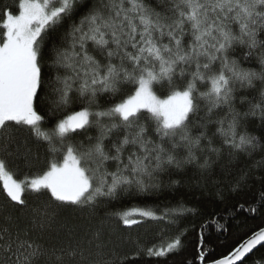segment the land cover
I'll return each instance as SVG.
<instances>
[{"label":"snow or ice","instance_id":"1","mask_svg":"<svg viewBox=\"0 0 264 264\" xmlns=\"http://www.w3.org/2000/svg\"><path fill=\"white\" fill-rule=\"evenodd\" d=\"M15 7L0 2V185L14 205L0 207V264H143L141 257L162 264L161 258L183 249L181 227L167 238L159 230L160 241L149 246L137 236L135 250L121 254L123 237L104 220L94 223L96 206L105 197L149 193L163 172L193 163L208 170L225 158L232 163L264 152L262 138L247 130L249 117L264 124V0H16ZM46 39L54 52V80L43 74ZM238 48L258 69L243 66ZM49 85L56 109L74 97L87 107L44 131L36 103ZM129 86L130 93L121 95ZM245 89L255 95L240 98L248 104L241 111L236 93ZM101 94H109L108 107L101 106ZM93 125L99 135L87 137V144L68 142ZM209 125L215 126L211 135ZM23 127L53 152L63 151L62 162L51 161L30 180H17L8 169L7 157L19 152V145L11 148L13 130ZM114 132L120 135L106 145ZM246 178L241 173L234 185ZM26 187L38 204H28ZM188 212L132 208L113 215L130 234L148 221L176 225ZM61 214L66 245L48 246L33 236L50 231ZM206 245L201 229L199 264H205ZM257 245H264V230L212 264H239Z\"/></svg>","mask_w":264,"mask_h":264},{"label":"trees","instance_id":"2","mask_svg":"<svg viewBox=\"0 0 264 264\" xmlns=\"http://www.w3.org/2000/svg\"><path fill=\"white\" fill-rule=\"evenodd\" d=\"M12 6L16 11V0H0ZM3 29L0 25V36ZM62 42V41H61ZM166 42V41H165ZM44 65L43 74L46 78L54 80L57 70L52 63L54 52L49 40H45L44 45ZM243 49H237L236 56L241 58L245 68H257L254 58L244 60L242 58ZM201 90L203 85H199ZM157 94L166 96L167 90L157 88ZM130 86L126 87L121 95L129 94ZM255 94L250 90H240L236 93V107L238 110L246 111L248 104L240 103L241 97L252 99ZM54 94L51 91V85L45 89V94L41 96L36 103L37 111L44 116L41 122V128L44 131H50L56 122L60 119L72 115L76 111L87 107L86 103L79 98L74 97L66 106L56 109L53 103ZM102 107L109 106V94H101L99 97ZM116 101L120 96L114 98ZM201 115L203 113L201 112ZM94 119V118H93ZM149 135L155 138V122L149 119ZM215 130L214 125L208 126L209 135ZM247 130L261 139L264 143V124H261L259 118L249 117ZM198 129H194V132ZM16 140L12 143L11 148L15 152L19 145V152L11 157H7L8 169L13 173L17 180L33 179L47 171L51 161L62 162L63 151L53 152L46 141L37 138L27 127L20 128L18 131L13 130ZM99 135V129L93 125L86 131H78L72 134L69 143H88L87 137L95 138ZM120 135L114 132L110 140H106V145H111ZM219 146V140H216ZM59 147V145H57ZM31 151L28 152L27 150ZM114 152V150H113ZM264 160V152L259 149L251 156L241 155L232 163L227 159L217 161L211 169L202 170L195 163L187 165L184 170H171L159 174V187L153 189L147 194H123L118 198L109 199L101 198L98 202L94 223L101 220L106 222V227L114 229V235L123 237L118 241L117 251L121 254H131L135 250L133 241L139 236L141 243L149 246L152 243L160 241L159 230L165 231V238L176 233L177 226L181 227L184 236V247L176 254L168 258H161L162 264H183L185 260H192L193 264H199L196 259L199 251L197 244L201 229L207 239L205 263L218 260L234 250L242 241L251 234L264 227V167L260 162ZM114 161L108 162L109 170H115ZM241 173H247V178L242 179L241 183L236 186L234 181L241 177ZM24 198L29 205L38 204L37 194L27 189L24 192ZM50 199V197H46ZM57 202L52 200V204ZM0 207L11 210L14 205L8 200L0 185ZM183 207L190 210L185 216L178 218L176 225H167V221H148L146 227H139L130 234L124 230L123 225L119 222L118 217L113 215L132 208L151 209L161 214L169 209ZM255 209V211H250ZM90 209L85 210L87 215ZM76 215H80L77 213ZM63 219V214L57 218V223L53 225L50 231L40 233L33 232L34 237H40L42 243L52 246L67 244L68 240L63 236L59 229V221ZM143 264H155V258H140ZM244 261L247 264H264V245L256 248ZM244 261L239 264H244Z\"/></svg>","mask_w":264,"mask_h":264},{"label":"water","instance_id":"3","mask_svg":"<svg viewBox=\"0 0 264 264\" xmlns=\"http://www.w3.org/2000/svg\"><path fill=\"white\" fill-rule=\"evenodd\" d=\"M260 230H264V227L261 228V229H259V230H257L256 232H258V231H260ZM256 232H255V233H256ZM255 233L251 234V235H250L248 238H246L245 240L249 239V238H250L252 235H254ZM245 240H244V241H245ZM244 241H242V242H244ZM242 242H241V243H242ZM241 243H240V244H241ZM238 246H239V245H238ZM259 246H261V245H257L256 248H258ZM256 248H254L253 251H254ZM234 249H235V248H234ZM253 251H252V252H253ZM231 252H232V251H231ZM231 252H230V253H231ZM252 252H251V253H252ZM230 253H229V254H230ZM251 253H248V254L244 257V259H245L248 255H250ZM229 254H228V255H229ZM224 257H225V256H224ZM224 257H222V258H224ZM222 258H220V259H222ZM241 262H242V261H241ZM239 263H240V262H239ZM205 264H212V262H208V263H205Z\"/></svg>","mask_w":264,"mask_h":264}]
</instances>
